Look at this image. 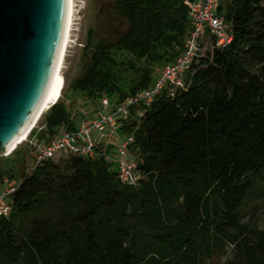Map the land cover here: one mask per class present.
<instances>
[{"label": "trees", "instance_id": "1", "mask_svg": "<svg viewBox=\"0 0 264 264\" xmlns=\"http://www.w3.org/2000/svg\"><path fill=\"white\" fill-rule=\"evenodd\" d=\"M114 9L129 28L116 41L91 32L84 74L32 129L31 149L98 116L104 98L116 107L152 87L183 53L185 0H115ZM219 13L232 42L195 60L175 96L121 119L122 135H135L136 186L119 180L101 142L88 156L36 161L21 179L3 167L0 186L8 174L17 187L0 218V264H218L227 254L226 264H264V230L240 215L264 195V0H222ZM49 205L56 215H41Z\"/></svg>", "mask_w": 264, "mask_h": 264}, {"label": "water", "instance_id": "2", "mask_svg": "<svg viewBox=\"0 0 264 264\" xmlns=\"http://www.w3.org/2000/svg\"><path fill=\"white\" fill-rule=\"evenodd\" d=\"M70 0H0V154L34 121L53 81Z\"/></svg>", "mask_w": 264, "mask_h": 264}, {"label": "built area", "instance_id": "3", "mask_svg": "<svg viewBox=\"0 0 264 264\" xmlns=\"http://www.w3.org/2000/svg\"><path fill=\"white\" fill-rule=\"evenodd\" d=\"M222 0H185L189 7L192 30L186 40L185 49L178 59L167 64L155 84L136 92L128 100L111 107L109 98L103 99V110L96 117L89 118L75 130H63L48 144L41 146L37 162L58 155L88 156L103 140H118L114 160L118 167L119 180L127 186H136L142 178L139 161L131 152L135 135H122L121 119L132 116V108L137 104L151 105L162 93L167 91L175 96L186 86V75L195 60L205 55L209 45L211 52L218 47L229 45L234 39L233 25L219 13ZM144 112L140 110L139 116ZM16 185L8 179L0 186V218L10 216L13 211L11 196Z\"/></svg>", "mask_w": 264, "mask_h": 264}, {"label": "rangeland", "instance_id": "4", "mask_svg": "<svg viewBox=\"0 0 264 264\" xmlns=\"http://www.w3.org/2000/svg\"><path fill=\"white\" fill-rule=\"evenodd\" d=\"M115 0H75V8L73 15L72 30L70 32L69 43L67 46L65 59L63 60L61 70V83L59 91L61 89L62 94L59 98H65L71 92V83L73 80L84 74L87 65V56L85 54L84 44L88 41L92 32L95 41L111 38L114 41L118 40L120 35L127 31L129 28L128 20L118 13L115 9ZM211 52V46L209 45L205 55ZM53 105V104H52ZM50 109V108H49ZM42 115L40 121L37 122L36 127L42 126L45 114ZM34 127V128H36ZM31 134V133H30ZM114 140V139H112ZM36 143V140L30 141L29 137L20 142L17 147L9 153L0 154V173L3 167H17L16 178H23L22 172L30 173L36 164L37 156L41 147L32 146ZM116 143L115 141L112 142ZM27 149H31L27 152ZM23 156L19 158L17 152ZM116 148L111 152V158L115 157ZM27 152V154L25 153ZM67 156L58 155L55 160H65ZM9 169H7L8 171ZM8 174L5 179L8 178ZM3 185V184H2ZM58 212V207L49 205L41 215L46 213L55 214ZM45 213V214H44ZM240 215H242V222L256 226L261 230H264V195H261L258 189L251 195V199L241 208ZM231 254L224 255L218 264H226L228 257Z\"/></svg>", "mask_w": 264, "mask_h": 264}, {"label": "bare ground", "instance_id": "5", "mask_svg": "<svg viewBox=\"0 0 264 264\" xmlns=\"http://www.w3.org/2000/svg\"><path fill=\"white\" fill-rule=\"evenodd\" d=\"M74 8H75V0H70L69 23H68V27H67V31H66V35H65V40H64V44H63L60 59H59V63H58L53 81L51 83L49 92H48L47 96L45 97V99H44L33 123L23 133L22 132L19 133V139L11 147V149L8 151V153L12 152L20 142H23L24 140H26L28 138V135L30 134L32 129L37 125V122L40 121L42 115L47 110V108L49 109L52 106V104L54 105V103L57 102L58 97L62 96V94H59V93H61V89L59 91V87H60V83H61L60 74H61V70H62L63 60L65 59L67 46H68V43L70 41L69 38H70V32L72 30Z\"/></svg>", "mask_w": 264, "mask_h": 264}, {"label": "crops", "instance_id": "6", "mask_svg": "<svg viewBox=\"0 0 264 264\" xmlns=\"http://www.w3.org/2000/svg\"><path fill=\"white\" fill-rule=\"evenodd\" d=\"M113 141H115L116 143H112ZM101 144H103L104 146L103 147H106V148H108L109 146L110 147H113V149L114 148H116L117 149V145H118V140H116V139H114V140H112V139H108V140H103L102 142H101ZM112 149V148H111Z\"/></svg>", "mask_w": 264, "mask_h": 264}]
</instances>
